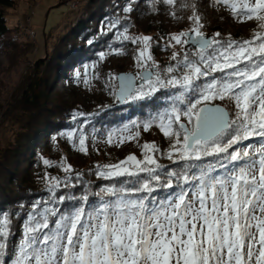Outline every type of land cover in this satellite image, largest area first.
<instances>
[{
	"label": "snow or ice",
	"instance_id": "obj_1",
	"mask_svg": "<svg viewBox=\"0 0 264 264\" xmlns=\"http://www.w3.org/2000/svg\"><path fill=\"white\" fill-rule=\"evenodd\" d=\"M163 2L174 6L177 0ZM215 4L241 22H257L258 31L250 39L222 43L219 32L205 35L193 11L194 26L172 35L169 47L191 44L196 51L174 52L175 64L163 74L150 53L152 37L133 38L127 29L119 33L121 41L143 44L137 65L144 71L113 77L120 81L116 99L129 103L176 90L169 105L142 125L145 131L158 127L171 142L168 150L146 142L142 158L130 154L118 163L97 165L99 178L116 182L94 193H62L77 187L82 175H70V164L59 165L63 179L45 174L49 198L33 203L11 253L15 214L0 212V264H264V0ZM118 27L116 20L109 30ZM75 76L80 80L82 74ZM217 100L230 101L234 111L215 105ZM124 132L116 143L140 136L127 125ZM67 135L74 139L73 132ZM253 138L258 146L235 147ZM107 142H114L113 134ZM78 145L87 153L85 136ZM160 157L178 167L161 164ZM43 164L53 166L46 158ZM163 190L167 195L158 196Z\"/></svg>",
	"mask_w": 264,
	"mask_h": 264
},
{
	"label": "trees",
	"instance_id": "obj_2",
	"mask_svg": "<svg viewBox=\"0 0 264 264\" xmlns=\"http://www.w3.org/2000/svg\"><path fill=\"white\" fill-rule=\"evenodd\" d=\"M203 5L204 0H177L174 6L167 5L163 0H86L80 17L71 30L59 39L52 55L47 61L42 59L37 63L34 76L18 101L19 106L14 117L16 140L0 151V212L15 214L12 235L9 238V253L14 250L13 239L23 230L33 203L49 198L45 174L63 179L66 174L59 165L70 164L73 169L70 175H82L77 187L63 189L62 193L81 195L86 190L94 193L99 190V186L116 182L99 178L96 174L97 165L115 164L125 160L130 154L142 158V145L146 142H154L162 152L168 150L171 142L158 127L153 126L145 131L142 125L169 105V96L176 90L162 89L150 98L120 103L114 94L118 89V80L112 78L109 82L108 78L109 74L118 77L120 73L137 74L143 71L135 64L142 43L121 41L119 33L124 29L133 38L140 35L152 37L150 53L162 74L167 66L175 64L172 56L168 55L165 40L174 34L188 32L194 26L189 19L193 11L201 17L202 31L213 37L219 32L220 36L216 38L222 43L229 39L238 42L247 40L258 31L257 22H241L230 11L222 13V23H218V20L206 16ZM14 6L15 0H0V46L8 48L17 47L19 44L14 32H19L20 28H10L7 23V13ZM127 7H131L132 11H125ZM173 11L175 16L171 15ZM116 20H119V27L109 30L110 23ZM114 50H121L126 57L131 56V61L119 69L110 60ZM185 51L194 54L196 49L185 46L180 52L181 56ZM101 52L106 53L104 59L100 58ZM90 62L101 63L102 75L108 84L98 97L88 96L86 103L76 99L70 105L59 93H55V81L62 76L61 82L67 85L72 71ZM148 67H151V62ZM214 104L223 105L230 113L234 111L228 100H217ZM133 121L141 125L136 128L140 132V152L129 146L123 153L115 155L117 161L105 158L93 160L90 156L83 159L78 154L71 157L59 147V140L69 132L75 134L72 144L77 143L81 136H85L88 142L92 138L99 139L114 132L121 133L125 125L131 128ZM254 139L258 141L257 138ZM50 141L58 150L55 156H48ZM246 142L235 147H243ZM45 158L53 162L52 167L43 164ZM160 163L173 169L178 167L164 157H160ZM167 192L168 190L159 191L157 195L162 197ZM68 203L61 205L62 210L66 209Z\"/></svg>",
	"mask_w": 264,
	"mask_h": 264
},
{
	"label": "rangeland",
	"instance_id": "obj_3",
	"mask_svg": "<svg viewBox=\"0 0 264 264\" xmlns=\"http://www.w3.org/2000/svg\"><path fill=\"white\" fill-rule=\"evenodd\" d=\"M74 3H77V6H73ZM85 4L86 0H15V6L8 11V26L10 28L19 27L20 29L19 32H14V36L19 40L17 47L0 46V151L16 140L14 135L16 129L14 117L17 114L18 101L22 98L29 80L34 76L37 63L42 59L47 61L52 55L54 47L59 43V39L71 30V27L80 17ZM203 7L206 16L212 20H218V23H222L221 14L229 12L224 6L216 5L215 0H204ZM207 34L205 33V35ZM141 36L144 35L139 37ZM167 39H169L167 43H170V38ZM165 46L168 50V55L171 56L174 52L180 53L185 47L180 45L173 48ZM113 54L110 60L119 69L131 61V56L117 55L115 52ZM135 64H137V61ZM101 70L102 65L100 62H90L87 65H83L80 69L72 71L68 86L61 82L62 76H59L55 81L56 87L54 86L53 89L70 105L76 99L86 103L88 96L98 97L108 84V82H105ZM142 70L144 69L142 68ZM76 72L82 74L80 80L76 79ZM85 72H87L86 77L84 76ZM137 74L135 75L137 76ZM109 77L108 81L113 78V74H109ZM85 78L90 81L88 85L83 83ZM136 128L134 125L131 127L133 133L136 132ZM112 134L114 135L112 144L107 142L109 134L99 139L92 138L86 142L87 153L80 152L78 150V142L72 144V140L68 139L67 135L59 140V147L63 148L71 157L78 154L83 159L90 156L93 160L105 158L110 161H117L115 155L123 153L129 146H132V150L136 152L141 149L140 137L137 140L125 142L121 145L115 142L116 139L120 135H127L128 133L123 131ZM255 140L247 141L245 145L258 146V141ZM49 148L48 156H55L58 150L54 147L52 141H50ZM113 152L114 154H112ZM22 232L23 230L14 237V248L21 240Z\"/></svg>",
	"mask_w": 264,
	"mask_h": 264
},
{
	"label": "water",
	"instance_id": "obj_4",
	"mask_svg": "<svg viewBox=\"0 0 264 264\" xmlns=\"http://www.w3.org/2000/svg\"><path fill=\"white\" fill-rule=\"evenodd\" d=\"M206 36L209 37V38L213 37L212 35H209V34H207ZM186 47H187V48H188V47H192V45L189 44V45L186 46ZM143 71H144V70H143ZM143 71H142L140 74H142ZM121 76H133V77H135L136 75L133 74V73H120V74L118 75V77H121ZM117 80H118V79H117ZM136 83L139 84L140 81L137 80ZM119 84H120V81L118 80V89H117L116 93H118V91H119ZM119 102H120V101H119ZM120 103H123V102H120ZM215 105H218V106L224 107V106L221 105V104H215ZM224 108H225L226 110H228L226 107H224Z\"/></svg>",
	"mask_w": 264,
	"mask_h": 264
},
{
	"label": "built area",
	"instance_id": "obj_5",
	"mask_svg": "<svg viewBox=\"0 0 264 264\" xmlns=\"http://www.w3.org/2000/svg\"><path fill=\"white\" fill-rule=\"evenodd\" d=\"M73 6H77V3H74ZM166 40H167V41H166ZM166 40H165V45H167V46L169 47V43H167V42H169V39H166ZM172 48H173V47H172Z\"/></svg>",
	"mask_w": 264,
	"mask_h": 264
}]
</instances>
